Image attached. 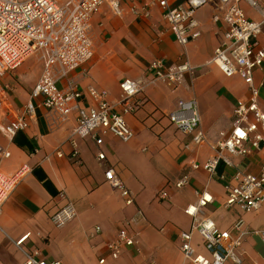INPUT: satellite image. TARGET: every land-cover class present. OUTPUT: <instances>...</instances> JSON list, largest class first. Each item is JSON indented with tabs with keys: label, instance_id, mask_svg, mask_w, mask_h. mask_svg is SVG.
I'll return each mask as SVG.
<instances>
[{
	"label": "crops",
	"instance_id": "obj_1",
	"mask_svg": "<svg viewBox=\"0 0 264 264\" xmlns=\"http://www.w3.org/2000/svg\"><path fill=\"white\" fill-rule=\"evenodd\" d=\"M160 0H122V14L105 4L93 17L91 39L93 59L83 67L60 79L58 87L69 83L84 93L82 108L93 106L87 88L107 93V101L117 107L124 80L141 82L142 92L136 98L137 110L126 117L135 134L124 144L107 136L97 146L90 139H77V155L69 139L77 126L78 114L67 120L42 106L33 91L44 71V62L33 56L1 80L8 94V103L0 105V127H7L22 116L28 104L35 106L29 129L13 139L0 131V173L13 175L22 167L30 172L8 198L0 217V264H25V253H39L47 263L98 264H183L182 232H190L193 219L185 210L196 204L207 192L213 202L204 210L221 230H230L243 219L252 232H264V205L258 212L244 213L238 207L226 208V187L237 184L241 173L258 175L264 165V152L254 151L246 157L233 158V166L221 163L217 175L210 178L203 166L213 155V146L221 134H229L235 126L234 109L238 102L249 100V89L239 77L227 78L211 65L214 51L224 42L227 26L214 23L215 4L199 9L200 38L186 48L180 46L167 26ZM170 6H186L187 0H167ZM240 8L248 20L262 24V33L255 42L264 47V0L252 7L246 1ZM162 61L165 69L176 68L186 61L195 69L184 74L174 87L154 81L150 66ZM59 77V70H56ZM254 84L260 90L259 104L264 111V65L254 72ZM196 100L207 144L191 145V137L171 124L169 115L179 102ZM190 146L188 149L186 146ZM9 153V157L4 154ZM99 154L105 155L99 161ZM113 169L132 193L135 204L126 206L105 178ZM185 175L187 186L174 185ZM166 192L169 199L160 201ZM64 195V197L61 196ZM73 204L77 218L58 229L52 216L67 204ZM141 211L146 220L133 223ZM96 228L100 229L94 235ZM139 241L138 248H123L120 258L110 257L108 245L117 240L120 231ZM29 238L21 246L16 243ZM194 246L206 255L201 238L194 235ZM243 264H264V242L259 235L247 236L237 251ZM231 264V263H229Z\"/></svg>",
	"mask_w": 264,
	"mask_h": 264
},
{
	"label": "built area",
	"instance_id": "obj_2",
	"mask_svg": "<svg viewBox=\"0 0 264 264\" xmlns=\"http://www.w3.org/2000/svg\"><path fill=\"white\" fill-rule=\"evenodd\" d=\"M122 0H0V105L8 103V94L1 87L2 78L15 71L20 65L33 56L44 62V71L40 77L32 97L41 98L42 106L56 113L62 120H67L73 112L78 114L77 126L69 141L77 155V139H90L97 146L103 144V138L111 136L124 144L131 143L135 134L130 129L126 117L136 112L139 103L136 101L142 92V84L138 81L124 80L120 84L121 98L115 106L107 101V93L94 87H88L87 93L93 106H79L85 99L73 83L65 90H60L58 82L88 64L94 56L91 39L93 17L105 5L109 4L113 11L121 15ZM243 0H187L186 6L172 7L167 0H160L164 20L174 34L178 44L186 48L192 41L201 36L199 23L195 19L196 12L210 4H215L216 13L213 22H222L227 26L224 42L215 49L211 65L219 68L227 78L239 77L249 89V100L240 101L234 109L235 126L229 134H221L219 141L213 146V155L203 166L194 165L193 170H203L210 178L217 175L221 163L233 166V158L246 157L254 151L264 152V111L260 108V90L254 84V72L264 65V47L257 49L255 42L262 33V24L248 20L240 8ZM256 7L257 0H244ZM59 70V77L56 70ZM154 72V81H164L177 87L188 73L193 75L195 69L188 61L182 65L166 70L162 61H155L150 66ZM35 114V106L30 103L24 114L0 131L13 139L19 132L29 129V120ZM171 124L183 134L191 137V145L207 144L202 130V120L196 100L181 101L177 109L169 115ZM190 146H186L188 149ZM3 153L0 150V154ZM4 156L9 157V153ZM99 161L105 160L99 154ZM27 167H22L13 175L0 173V217L8 198L17 186L29 174ZM106 181L120 193L126 206H133L135 199L113 169L105 174ZM236 185L226 187V208L238 207L244 213L258 212L264 205V165L258 175L239 173ZM190 176L185 175L174 187L178 190L189 184ZM64 197L63 194H61ZM160 201L169 196L161 192ZM213 202L212 196L203 193L196 204L190 205L185 214L193 219L190 232H182L181 253L183 264H243L237 251L243 246L247 236L259 235L264 242V232L250 231L243 219H239L230 230H221L216 223L205 216L204 210ZM77 211L69 203L52 216V223L58 229L77 218ZM146 220L138 211L133 223ZM96 228L94 235L100 233ZM202 241L206 255L199 254L194 246V235ZM29 238L25 236L16 243L21 246ZM139 241L131 237L126 230L119 232L117 240L108 245L110 257L120 258L123 248H138ZM25 264H61L47 263L39 259V253H25ZM98 264H107L103 258Z\"/></svg>",
	"mask_w": 264,
	"mask_h": 264
}]
</instances>
